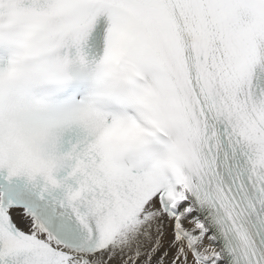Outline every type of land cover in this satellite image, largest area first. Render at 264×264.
I'll list each match as a JSON object with an SVG mask.
<instances>
[{"label":"snow or ice","instance_id":"1","mask_svg":"<svg viewBox=\"0 0 264 264\" xmlns=\"http://www.w3.org/2000/svg\"><path fill=\"white\" fill-rule=\"evenodd\" d=\"M0 264H264V0H0Z\"/></svg>","mask_w":264,"mask_h":264},{"label":"bare ground","instance_id":"2","mask_svg":"<svg viewBox=\"0 0 264 264\" xmlns=\"http://www.w3.org/2000/svg\"><path fill=\"white\" fill-rule=\"evenodd\" d=\"M170 235H171V233H170V229H169V238H170Z\"/></svg>","mask_w":264,"mask_h":264}]
</instances>
